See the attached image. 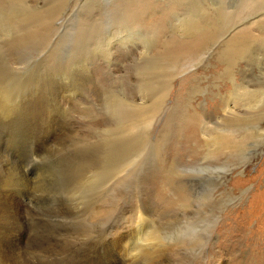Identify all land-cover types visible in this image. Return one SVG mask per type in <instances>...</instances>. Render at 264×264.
<instances>
[{"label": "rangeland", "instance_id": "obj_1", "mask_svg": "<svg viewBox=\"0 0 264 264\" xmlns=\"http://www.w3.org/2000/svg\"><path fill=\"white\" fill-rule=\"evenodd\" d=\"M46 2L48 37L28 63L0 25V264H264V0ZM131 8L135 28L120 19ZM237 31L233 75L258 86L238 95L247 129L232 152L209 138ZM136 225L131 253L100 245ZM187 228L198 231L165 239Z\"/></svg>", "mask_w": 264, "mask_h": 264}, {"label": "bare ground", "instance_id": "obj_2", "mask_svg": "<svg viewBox=\"0 0 264 264\" xmlns=\"http://www.w3.org/2000/svg\"><path fill=\"white\" fill-rule=\"evenodd\" d=\"M47 0H41L40 2H37V0H0V25H2V27H4L5 29H10V33L11 34V38L7 39L6 41L10 40L11 39V44L14 46L13 47V50H14V54L17 55L19 54L18 59L17 61L20 59V60H23L24 59L27 60L31 57H34V56H31L33 51L30 53L28 50L26 51V48H29V44L31 43H37V42H43L44 39H46V37H48V31H49V26H47V24L45 23L46 21H44V23L41 25V22L43 21V13L44 12V7H48V4L46 2ZM67 1V0H51V3L52 5H50V9H53V7H56V8H61V6L64 4V2ZM133 1L135 0H116V3L118 4H121L123 7H125L126 9L129 8L130 6H125L126 4H130L132 3ZM139 1H143V5L145 6L146 4H148L150 2V0H139ZM125 4V5H123ZM33 8V10L31 9ZM104 9H108L107 7H104ZM66 10L67 9H64L60 12H58L59 14L58 15H62V14H65L66 13ZM121 12V11H120ZM124 14H121L120 16V19L123 20V18H125V20L123 21H126L124 24L125 25H128L127 23H129V25L131 26V28H135L134 27V23H136V17H137V14L139 12H137L135 9H130V10H127V11H123ZM121 12V13H123ZM146 11H144L145 13ZM220 12V11H219ZM67 14V13H66ZM219 14V13H218ZM69 15V14H68ZM67 15V16H68ZM70 16V15H69ZM190 17V16H189ZM111 19H119V18H111ZM143 20V19H142ZM141 21V19H140ZM201 22V21H200ZM161 23V22H160ZM161 24H164V23H161ZM253 25V24H252ZM157 26V25H156ZM155 26V27H156ZM214 26V25H213ZM216 26V25H215ZM125 27V26H124ZM129 27V26H127ZM161 27H164V26H161ZM118 28V27H116ZM180 28V27H179ZM205 28V27H204ZM204 28H201L200 30V44L201 46L205 45L206 44V35H207V32ZM3 29V28H2ZM151 29V28H150ZM154 29V28H153ZM161 29V28H160ZM159 31H162V29ZM246 29V28H245ZM52 30V29H51ZM152 30V29H151ZM150 30V31H151ZM236 30V29H235ZM3 31V30H2ZM40 31H43V34H39ZM149 31V32H150ZM155 31V30H154ZM157 31V30H156ZM155 31V32H156ZM142 32V31H141ZM147 32V31H146ZM241 32V31H240ZM240 32H235L234 34L232 35H229L228 38H226V48L224 49V53H223V56H224V59L228 62V65L229 67L227 66L225 68V71L223 74L226 75V77L228 78L229 80V83L231 85V88H233V91L231 90L230 92V95L228 94L225 98H223V104H224V108H223V115L221 116V121H222V124L223 126L221 127V132L218 133V137H215V134H216V130L213 131V135L209 138L213 140V144H218L219 145V142H220V139L222 138L223 139V136H225L227 139V141H225L223 144H222V147L224 146L225 148H229L230 151H235V150H238V149H242V147L244 145H242L240 142H237L236 140V136H238L239 134H242L243 131H245L247 129V126L246 124L243 125V122L246 121V119L248 117L245 116V109H242L241 106H246L245 103H242V101L244 100L243 98H240V96H238L240 93H243L246 94V93H249V92H253L257 89L256 86H258V84H252L251 82H248L247 84L244 82V81H241V82H237L236 79H235V76L233 75V71H232V66H233V59H234V56L236 54V52L238 51V49H234L233 46H231L233 43H236V42H239V41H234L236 39H239L237 38L238 35H236L237 33H240ZM226 33V32H225ZM148 34V33H147ZM152 34V33H151ZM158 34V33H157ZM6 35V33H5ZM154 36V34H152ZM161 35V34H160ZM213 35V34H212ZM211 35V36H212ZM223 35V34H222ZM244 35V34H243ZM58 37V36H57ZM152 38V37H151ZM221 38V37H220ZM49 39V38H48ZM47 39V41H49ZM149 39V38H148ZM160 39V38H159ZM51 40V39H50ZM55 40V39H54ZM3 41V40H2ZM5 41V40H4ZM149 41V40H148ZM158 41V40H157ZM150 42V41H149ZM156 42V41H155ZM177 42V41H176ZM3 45H6V42L4 44V42H2ZM8 43V44H10ZM54 43H57V42H54ZM60 43V42H59ZM152 43V42H151ZM1 44V42H0ZM58 44V43H57ZM55 45V44H54ZM154 45H156L154 43ZM166 45V43H165ZM164 45V46H165ZM173 45V44H172ZM224 45V46H225ZM1 46V45H0ZM7 46V45H6ZM5 46V47H6ZM11 47V45H8ZM168 46V44H167ZM166 46V47H167ZM175 46V45H174ZM35 47H37L35 45ZM152 47V46H150ZM155 47V46H154ZM1 48V47H0ZM4 48V47H3ZM0 49V54H1V57H3L4 59L8 60V56H7V53L5 49ZM57 48V47H55ZM59 48V47H58ZM149 48V47H148ZM10 49V48H8ZM12 49V47H11ZM34 49V48H33ZM37 49V48H36ZM35 49V50H36ZM151 49V48H150ZM167 50V48H166ZM169 50V48H168ZM12 51V50H11ZM10 51V52H11ZM31 51V50H30ZM50 51V50H49ZM148 51V50H147ZM37 52V50H36ZM54 52H55V49H54ZM54 52H50L49 54L50 55H47V56H53V55H56V53ZM149 52V51H148ZM9 53V52H8ZM40 53V52H39ZM10 54V53H9ZM11 55V54H10ZM13 56V54H12ZM57 56V55H56ZM49 57V58H50ZM150 57V56H149ZM11 59V57H9ZM13 59V58H12ZM14 60V59H13ZM13 60H9L11 61L12 63L15 64V62H13ZM56 60V59H55ZM23 61H20L21 63ZM25 62V63H26ZM28 63V62H27ZM7 64V65H6ZM5 65L3 63L4 66L2 67H5V66H8V68H13V64L12 65H8L9 63L7 62ZM57 64V63H55ZM59 66V64H57ZM78 65V64H77ZM44 66V65H43ZM48 66V65H47ZM51 66V64H50ZM56 66V65H55ZM80 66V65H79ZM42 67V65H41ZM52 67V66H51ZM7 68V67H6ZM40 68V67H39ZM43 68V67H42ZM53 71V70H52ZM228 74L230 75V77L228 76ZM62 76V75H61ZM225 77V78H226ZM1 79V78H0ZM5 79V78H3ZM7 79V78H6ZM2 81V80H1ZM5 81V80H4ZM32 81V80H31ZM7 82V81H6ZM27 82V81H26ZM3 83V82H1ZM5 83V82H4ZM24 83V81H23ZM41 83V82H40ZM8 84V83H7ZM6 84V85H7ZM5 85V86H6ZM12 85V84H11ZM15 87H16V84H14ZM40 85V84H39ZM73 85V84H72ZM255 85V86H254ZM19 85H17L18 87ZM61 86V84H60ZM42 87V86H41ZM45 87V85H44ZM248 87H251V90L248 89ZM14 89V88H13ZM34 89V88H33ZM264 86L260 89V92L262 94V96L264 97ZM3 90V89H2ZM15 90V89H14ZM7 91V90H6ZM50 91V90H49ZM14 92V91H13ZM12 92V93H13ZM17 92V91H16ZM44 92V90H43ZM32 93V92H30ZM47 93V92H46ZM9 94V93H8ZM7 94V95H8ZM2 95V94H1ZM6 95V96H7ZM44 95V94H43ZM241 95V96H243ZM28 96V95H27ZM31 96V95H30ZM42 97V95H41ZM23 98V97H22ZM9 99V98H8ZM18 99V98H17ZM32 99V98H31ZM44 99V98H42ZM29 100V99H28ZM34 100V99H33ZM46 100V99H45ZM244 102V101H243ZM12 103V102H11ZM30 103V102H29ZM41 103V102H40ZM51 103V102H50ZM15 105V104H14ZM45 105V104H44ZM22 107H25V106H22ZM32 107V106H31ZM44 107V106H43ZM16 109V108H15ZM18 109V107H17ZM40 109V107H39ZM2 113V112H1ZM6 113V112H5ZM17 113V112H16ZM20 113V111H19ZM37 113V112H36ZM51 113V112H50ZM54 113V112H53ZM9 114V112H8ZM38 114V113H37ZM48 115V114H47ZM6 116V115H5ZM49 116V115H48ZM51 116V114H50ZM8 117V116H6ZM43 118V117H42ZM38 119V118H37ZM250 119H254V116H250L249 117V120ZM12 120V119H10ZM248 120V121H249ZM24 121V120H23ZM40 121V120H39ZM15 122V121H14ZM13 123V122H12ZM219 123V122H218ZM206 123L204 122L202 125V134L203 133H206V131H204V125ZM207 125V124H206ZM205 125V126H206ZM216 125V124H214ZM208 126V125H207ZM30 127V126H29ZM217 127V125H216ZM257 127V130L256 132L258 131L259 127L258 125L256 126ZM12 130V129H11ZM210 130V128H209ZM20 132V131H19ZM237 133V134H236ZM211 134V133H210ZM236 134V136L234 137V135ZM262 136H264L262 134ZM220 138V139H219ZM214 139L216 140L214 142ZM224 141V140H223ZM210 142V141H209ZM212 144V145H213ZM221 144V143H220ZM37 145V144H36ZM35 146V145H34ZM247 146V145H246ZM222 147H220L219 145V148L221 149ZM217 148V149H219ZM211 149V148H210ZM216 149V150H217ZM243 150V149H242ZM246 150V149H245ZM211 151L213 152V148L211 149ZM56 152V151H55ZM78 152V151H76ZM218 152V151H217ZM31 153V152H30ZM216 153V152H214ZM9 155V154H8ZM30 156V155H29ZM233 156V154L231 155ZM31 159V158H30ZM9 160V159H8ZM34 160V158H33ZM62 160V159H61ZM10 162V161H9ZM16 162V161H15ZM7 163V162H6ZM65 164V163H64ZM6 166V165H4ZM14 166V165H13ZM4 168V167H3ZM21 168V167H20ZM19 168V169H20ZM6 169V168H5ZM9 170V168H7ZM18 169V167H17ZM222 176V175H221ZM7 177V176H6ZM39 177V176H38ZM44 177V176H43ZM2 179V178H1ZM9 179V178H8ZM22 179H25V178H22ZM21 179V180H22ZM7 180V179H5ZM20 180V179H19ZM23 182V181H22ZM2 183V181H1ZM5 183V182H4ZM25 185V184H23ZM26 186V185H25ZM23 186V187H25ZM29 186V185H28ZM8 187V186H7ZM6 187V188H7ZM34 187V186H33ZM9 188V187H8ZM247 190V189H246ZM10 194V193H9ZM14 195V194H13ZM8 197V196H7ZM11 198V196H10ZM18 200V199H17ZM23 200V198H22ZM7 201V200H6ZM20 202V201H19ZM13 204V203H12ZM27 205V204H26ZM14 207V206H13ZM20 207V206H19ZM7 209V208H6ZM24 209V208H23ZM17 210V209H16ZM21 210V209H20ZM19 210V211H20ZM6 212V211H5ZM15 212V211H14ZM18 212V211H17ZM16 213V212H15ZM1 214V213H0ZM13 214V213H12ZM18 214V213H17ZM140 214V213H139ZM22 215V214H21ZM11 216V214H10ZM9 216V217H10ZM1 218V217H0ZM5 218V217H4ZM23 218V217H22ZM145 218V216H144ZM2 219V218H1ZM21 219V218H20ZM140 219V218H139ZM3 221V220H2ZM23 221V219H22ZM27 221V220H25ZM111 223V222H110ZM2 226V225H1ZM115 226V225H113ZM130 226V225H129ZM137 226V225H136ZM133 227V226H131ZM110 228V227H109ZM125 228V227H124ZM130 228V227H129ZM147 228V227H146ZM145 228V229H146ZM106 229V228H105ZM144 228H142V226H137L136 228L134 229H130V230H127L126 233H123V234H115V235H112V238L110 239H107L106 237L104 238V242H102L100 245L102 246H105V247H109V249L113 250V251H116V248L115 246L117 245L115 242H122V250H126L125 252L127 253H131L133 248H134V245H133V242L132 240L137 237L136 239L138 238H141V236H143L142 234H144V232L146 231H142ZM108 230V229H107ZM112 228H110V232H111ZM126 230V228H125ZM158 231V230H157ZM155 231V233L157 232ZM20 233V232H19ZM85 233V232H84ZM153 233V234H155ZM91 234H93L91 232ZM105 236V235H104ZM117 237V238H116ZM151 237V235H150ZM80 238V237H79ZM86 238V237H85ZM116 238V239H115ZM145 239V238H144ZM3 240V239H2ZM88 240V239H87ZM7 241V240H6ZM152 241V239H151ZM155 241V240H154ZM9 242V241H8ZM90 242V241H89ZM85 243V242H84ZM75 244V243H74ZM99 244V243H97ZM3 246V245H2ZM7 246V245H6ZM101 246V247H102ZM4 247V246H3ZM89 247V246H88ZM1 248V247H0ZM88 249V248H87ZM135 249V248H134ZM157 249V248H156ZM1 250V249H0ZM4 250V249H3ZM8 250V248H7ZM73 250V249H72ZM10 251V250H9ZM13 251V249H12ZM145 251V250H144ZM153 251V250H152ZM156 251H159V248L158 250ZM11 252V251H10ZM101 253V251H99ZM6 253V252H5ZM91 253V252H90ZM108 255H109V251H107ZM155 253V251H154ZM157 253V252H156ZM4 254V252H3ZM2 254V255H3ZM8 254V253H6ZM149 254H151L149 252ZM153 254V253H152ZM159 254V253H158ZM155 255L153 256L154 257V261L151 263V264H170L166 258V254L163 253V254H160V255ZM72 255V254H71ZM9 256V255H7ZM90 256V255H89ZM103 256V259H104V262L107 263L106 259H107V256H105V253L102 254ZM10 258V257H9ZM152 259V258H151ZM149 260V259H148ZM5 261V260H4ZM144 261V260H143ZM2 263L3 260H1ZM70 262V261H69ZM146 262V260L144 261ZM13 263V262H11ZM72 263V261H71ZM149 263V262H148ZM141 264V262L139 263Z\"/></svg>", "mask_w": 264, "mask_h": 264}, {"label": "clouds", "instance_id": "obj_3", "mask_svg": "<svg viewBox=\"0 0 264 264\" xmlns=\"http://www.w3.org/2000/svg\"><path fill=\"white\" fill-rule=\"evenodd\" d=\"M191 232V234L193 236H195L196 232L198 231L197 229H194V228H187V229H180L177 231V233L175 234H170L169 236H167L165 239L167 240V242L169 243H174L175 242V239L178 237V236H184L186 235V232Z\"/></svg>", "mask_w": 264, "mask_h": 264}]
</instances>
